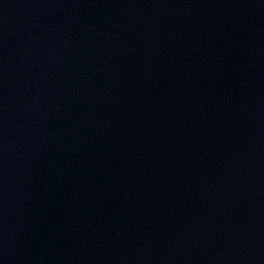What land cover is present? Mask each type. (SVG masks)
<instances>
[{"label":"water","instance_id":"water-1","mask_svg":"<svg viewBox=\"0 0 264 264\" xmlns=\"http://www.w3.org/2000/svg\"><path fill=\"white\" fill-rule=\"evenodd\" d=\"M0 264H264V0H0Z\"/></svg>","mask_w":264,"mask_h":264}]
</instances>
